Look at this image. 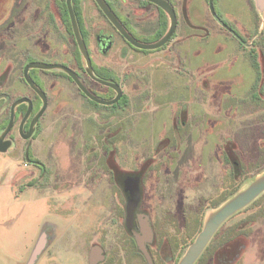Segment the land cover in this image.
I'll return each instance as SVG.
<instances>
[{
  "label": "rangeland",
  "instance_id": "374dc122",
  "mask_svg": "<svg viewBox=\"0 0 264 264\" xmlns=\"http://www.w3.org/2000/svg\"><path fill=\"white\" fill-rule=\"evenodd\" d=\"M169 1L193 12L190 20L184 13L178 43L145 52L114 43L125 55L113 49L96 58L117 74V106L90 105L69 84V101L61 110L53 101L25 144L32 161L53 171V188H27L24 179L19 192L13 175L33 176V166L0 158V264H89L92 248L102 251L101 264H146L125 227L118 188L131 177L139 179L137 212L151 229L152 263L178 264L197 221L264 177V14L258 19L250 0H213L215 16L208 0ZM83 7L84 23L106 24L90 0ZM15 14L16 0H0V49L32 43ZM145 28L151 39L156 20ZM190 34L192 42L181 43ZM71 48L70 67L80 72L84 61ZM217 233L195 264H264V193Z\"/></svg>",
  "mask_w": 264,
  "mask_h": 264
},
{
  "label": "flooded vegetation",
  "instance_id": "af4514ba",
  "mask_svg": "<svg viewBox=\"0 0 264 264\" xmlns=\"http://www.w3.org/2000/svg\"><path fill=\"white\" fill-rule=\"evenodd\" d=\"M85 1L71 0V5L79 34L91 64L92 73L96 78L117 84L115 71L110 69V67L97 63L96 58L108 56L113 49V55L115 54L116 57L125 55V47H114V43H124L126 47L131 49L145 51L131 45L123 33L105 17L94 0L90 1L106 24L91 23L88 25L84 23L80 19L81 15H79L80 11L78 9L80 8L81 13L83 12ZM102 1L119 23L121 30L135 43H155L168 30V16L153 3L143 0ZM166 1L172 6L169 0ZM5 5L7 9L8 3ZM172 8L175 14V30L167 43L177 39L179 26L184 21V13L186 15L187 12L184 7L180 8V12L176 11L173 6ZM15 15L18 25L22 26L24 31L28 33L31 29L32 43H15L14 45L13 43H5L0 49V52L3 53L0 56V76H2V79H0V158L3 161L7 160L12 163L25 161L26 164L33 166V176L17 172L12 177L11 186L16 185L19 192H24L23 184H21L24 179L27 180L25 183L27 188H53L51 185V180L55 179L53 171L40 165L35 160L32 161L29 156L30 152H28L25 144L38 135L43 125L42 123L49 116V109L52 107L53 101V106L58 110H61L63 105H66L69 101V84L74 85L79 94L87 100L88 104L93 106L113 108L122 100L123 94L121 92L120 99L114 104L108 106L97 104L88 99L63 70L32 67L34 64H44L68 68L77 76L80 83L93 97L106 101L115 98L116 93L112 88L99 84L87 74L85 61L78 50L72 31L66 0H16ZM162 19L166 21V28L161 37L155 38L160 30L159 25ZM154 20L157 22V30L151 35L150 39L147 38L149 32L145 28V23ZM186 26L191 27L189 22H186ZM71 43H75L78 55L85 64L79 70L80 72L70 67L73 53ZM90 43H94V49L91 48ZM15 65L20 66L16 67ZM54 71H57L58 74L53 73ZM14 74L16 75L15 79L9 80V77L15 76ZM25 76L30 83L25 80ZM88 82L96 85L98 89L89 87ZM21 147L23 150L17 151ZM134 179H138V177H131L125 184H118V188L119 185L122 186L125 197L126 191L132 188L131 183ZM69 189L71 187L69 188L68 186L59 193L68 192ZM138 218L139 214L136 211L134 219L137 222L138 229L136 230L135 227L134 229L137 232H139L140 228ZM48 237V233L42 232L39 245L44 247L43 250L47 244ZM131 240L135 246L134 240ZM139 255L145 261L142 254L139 253ZM96 264H101V262Z\"/></svg>",
  "mask_w": 264,
  "mask_h": 264
},
{
  "label": "water",
  "instance_id": "95a60500",
  "mask_svg": "<svg viewBox=\"0 0 264 264\" xmlns=\"http://www.w3.org/2000/svg\"><path fill=\"white\" fill-rule=\"evenodd\" d=\"M105 17L116 26L125 36V38L130 42L134 47L144 50V51H155L164 47L167 42L172 37L175 30V14L172 6L166 0H143L150 3H153L160 9H162L169 18V27L166 34L155 43H135L131 40L120 28L119 23L114 18L112 13L107 9L102 0H94ZM66 5L68 9L69 19L72 26V31L75 37V41L78 47V50L83 57L86 64V72L87 74L96 82L101 85L112 88L116 96L112 100H100L92 95L85 89V87L80 83L77 76L68 68H64L58 65H44V64H34L32 67L40 68V69H61L65 73L69 75L72 81L76 84L79 90L91 101H94L97 104L102 105H111L116 102L121 97L120 87L111 82H107L105 80H101L96 78L91 69V64L89 58L87 56V52L85 50L83 41L79 34V30L77 27V22L75 19V15L72 9L71 0H66ZM208 8L210 13L215 16L213 12V0H208ZM25 80L30 83L29 79L25 76ZM138 179H134L131 183L132 188L126 191V206H125V227L127 231L131 234L133 240L135 241L137 251L142 254L147 264H153L151 257L146 249V243L151 239V229L147 223V219L144 218L143 215H139V232L134 229V214L138 210L140 203V191L138 186ZM264 193V177H260L254 181L247 189L242 192L235 194L232 198L227 200L224 204L220 205L216 208V211L203 223L200 232L197 234L193 242L188 246L182 258L180 259L178 264H195V262L200 258L208 244L210 243L213 236L220 229V227L232 216L241 210L245 209L251 203H253L258 197H260ZM104 256L102 251L98 248H92L89 255V264H96L97 262H102Z\"/></svg>",
  "mask_w": 264,
  "mask_h": 264
},
{
  "label": "trees",
  "instance_id": "16d2710c",
  "mask_svg": "<svg viewBox=\"0 0 264 264\" xmlns=\"http://www.w3.org/2000/svg\"><path fill=\"white\" fill-rule=\"evenodd\" d=\"M165 28H166V21L164 20V19H162V21H161V23H160V27H159V31H158V34L156 35V37L155 38H159V37H161V35H162V33L164 32V30H165ZM240 44L241 45H244V42L242 41V40H240ZM227 161V160H226ZM235 165H238V163H232V167L233 166H235ZM236 191V190H235ZM233 194V193H232ZM231 194V195H232ZM257 200V199H256ZM226 200H224L223 202H225ZM222 202V203H223ZM215 208H217V206H215V207H213V209H215ZM202 220L201 219H199L198 221H197V224H196V226L194 227V231H193V233L191 232V234H190V237L192 236H194V237H196L197 236V234L200 232V230H201V228H202ZM218 232V231H217ZM216 232V234L214 235L215 236V239L216 238H218V233ZM213 236V237H214ZM228 235L226 234V233H223L222 234V236H220V239H221V242H225L226 241V239L228 238L227 237ZM215 239H212L211 241H210V243L208 244L209 245V247H206L207 249H205L206 250V253H207V251H209V249L213 246V244L215 243ZM186 242V241H185ZM204 250V251H205ZM138 254V256H140L139 255V253H137ZM203 254V253H202ZM203 256V255H202ZM141 257V256H140ZM142 258V257H141Z\"/></svg>",
  "mask_w": 264,
  "mask_h": 264
},
{
  "label": "crops",
  "instance_id": "0c3cea01",
  "mask_svg": "<svg viewBox=\"0 0 264 264\" xmlns=\"http://www.w3.org/2000/svg\"><path fill=\"white\" fill-rule=\"evenodd\" d=\"M251 3H252V7L253 9L255 10L256 12V16L257 18L259 19L261 15L264 14V0H250ZM205 13L207 14V11H205ZM186 16L189 17L188 20H190L191 16H193V12H186ZM259 27H258V30L254 31L250 37H253L255 38L257 35H258V32L261 28L260 24H258ZM221 28V27H220ZM194 29V28H192ZM191 36L189 38H187L185 41L181 42V43H188V42H192L193 38H195V35L194 34H190ZM179 39H175L174 41H172V43H178Z\"/></svg>",
  "mask_w": 264,
  "mask_h": 264
}]
</instances>
